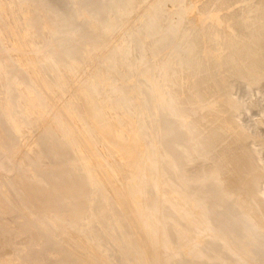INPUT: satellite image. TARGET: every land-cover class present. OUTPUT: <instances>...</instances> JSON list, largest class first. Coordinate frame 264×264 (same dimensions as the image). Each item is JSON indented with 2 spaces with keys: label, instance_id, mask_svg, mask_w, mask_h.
<instances>
[{
  "label": "bare ground",
  "instance_id": "bare-ground-1",
  "mask_svg": "<svg viewBox=\"0 0 264 264\" xmlns=\"http://www.w3.org/2000/svg\"><path fill=\"white\" fill-rule=\"evenodd\" d=\"M259 88L264 0H0V220L52 264H264Z\"/></svg>",
  "mask_w": 264,
  "mask_h": 264
},
{
  "label": "rangeland",
  "instance_id": "rangeland-1",
  "mask_svg": "<svg viewBox=\"0 0 264 264\" xmlns=\"http://www.w3.org/2000/svg\"><path fill=\"white\" fill-rule=\"evenodd\" d=\"M95 15L96 18H100L101 13H97ZM182 50L184 51V49L179 48L178 53L183 52ZM261 92H263L261 88L246 91L247 97L243 98L242 100L244 106L246 104L251 105L255 101L263 105L264 96L261 95ZM259 99L261 101H259ZM242 120L249 125L254 123V130L252 129L253 133L264 137V105L263 107L260 106L251 109L242 118ZM261 152L264 153V149H262ZM7 218L10 219L16 227L9 228L3 220H0V253L7 250L13 251L17 249L18 251L23 252L25 255L33 259L38 260L39 258L45 256L48 263L52 264L51 260L54 253L50 251V247H48L49 245L46 239H44V236L34 238V227L28 224L25 219L14 212L7 211ZM20 239L24 242L19 243ZM49 251L52 255L49 253ZM253 255L256 258L261 259L264 255V250H261L259 247H254ZM63 261L67 264L72 263L71 258L68 257H65ZM12 264H23V261L19 256L15 255L13 257Z\"/></svg>",
  "mask_w": 264,
  "mask_h": 264
}]
</instances>
